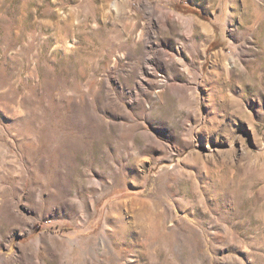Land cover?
<instances>
[{"label":"rangeland","instance_id":"rangeland-1","mask_svg":"<svg viewBox=\"0 0 264 264\" xmlns=\"http://www.w3.org/2000/svg\"><path fill=\"white\" fill-rule=\"evenodd\" d=\"M0 264H264V0H0Z\"/></svg>","mask_w":264,"mask_h":264}]
</instances>
